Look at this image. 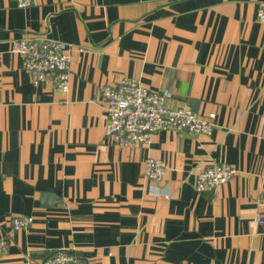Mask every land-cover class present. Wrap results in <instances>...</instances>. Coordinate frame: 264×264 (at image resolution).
<instances>
[{"label":"crops","instance_id":"crops-1","mask_svg":"<svg viewBox=\"0 0 264 264\" xmlns=\"http://www.w3.org/2000/svg\"><path fill=\"white\" fill-rule=\"evenodd\" d=\"M261 1L0 0V264H43L61 248L88 264H264ZM24 36L72 44L67 92L33 82L13 50ZM125 78L214 112L212 132L112 143L101 86ZM148 156L167 163L160 183ZM212 162L237 171L199 192ZM16 216L32 220L18 228Z\"/></svg>","mask_w":264,"mask_h":264},{"label":"built area","instance_id":"built-area-1","mask_svg":"<svg viewBox=\"0 0 264 264\" xmlns=\"http://www.w3.org/2000/svg\"><path fill=\"white\" fill-rule=\"evenodd\" d=\"M17 6L28 7L34 0H15ZM258 15L264 21V0L259 4ZM13 50L23 57L25 69L33 82L50 81L52 86L67 92L70 89L72 44L65 40L24 36L13 41ZM101 92L107 111L106 133L108 139L118 146L135 143L146 144L152 136L163 129L177 132L211 133L215 126L214 112L201 115L187 105L171 107L173 98L170 89L153 90L137 78H125L118 84H103ZM167 163L152 156L144 160V173L160 183L167 171ZM237 169L227 162H212L197 172V191L211 190L229 181ZM264 176V172H263ZM31 216L14 217V225L23 227L30 223ZM264 225V194L256 216ZM9 247L6 236L0 238V263ZM43 264H88L86 258L68 248H61L47 257Z\"/></svg>","mask_w":264,"mask_h":264}]
</instances>
